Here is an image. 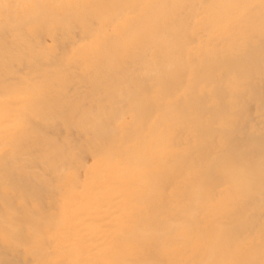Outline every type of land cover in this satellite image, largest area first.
I'll use <instances>...</instances> for the list:
<instances>
[{
  "label": "bare ground",
  "instance_id": "1",
  "mask_svg": "<svg viewBox=\"0 0 264 264\" xmlns=\"http://www.w3.org/2000/svg\"><path fill=\"white\" fill-rule=\"evenodd\" d=\"M201 1L0 7V264H264V12Z\"/></svg>",
  "mask_w": 264,
  "mask_h": 264
},
{
  "label": "rangeland",
  "instance_id": "2",
  "mask_svg": "<svg viewBox=\"0 0 264 264\" xmlns=\"http://www.w3.org/2000/svg\"><path fill=\"white\" fill-rule=\"evenodd\" d=\"M207 1H208V0H202V1H201V4H206ZM10 77H11V76L8 75V76L6 77V78H7V79H6L7 81H5V79H4V81H5V82H9V83L11 84V82L14 80V78H13V77L10 78ZM15 81H16V80H15ZM3 85H4V83H3V84H2V83L0 84V86H3ZM0 94H1V92H0ZM1 97L3 98L2 95H0V98H1ZM252 119H253V122H252L253 124L258 125V126H259V125H260V126H263V124H264V112H261V111H260V113H258V115H257V113L254 114L253 117H252ZM2 121L5 122L4 117H0V125H3V122H2ZM1 122H2V123H1ZM5 131H6V130H5ZM5 131H4V132H5ZM2 135H3V134H2ZM2 135H0V139L3 138ZM5 141H6V140H3V142L5 143V145H7V144H8V141H6L7 143H6ZM3 142L0 141V143H3ZM4 143H3V144H4ZM3 144H0V147H2ZM7 168H8V167H7L6 165H4V166L1 165V166H0V175H1V176H2V175H3V176H6V175H8V174L10 173V172L7 170ZM6 170H7V171H6ZM5 171H6L7 173H6ZM3 173H5V174H3ZM14 175H15V176H14L15 178L21 180L22 177H21V178L18 177L17 174H14ZM3 176H2V177H3ZM23 180H24V179H22V181H23Z\"/></svg>",
  "mask_w": 264,
  "mask_h": 264
},
{
  "label": "snow or ice",
  "instance_id": "3",
  "mask_svg": "<svg viewBox=\"0 0 264 264\" xmlns=\"http://www.w3.org/2000/svg\"><path fill=\"white\" fill-rule=\"evenodd\" d=\"M253 5H258L262 12H264V0H251ZM6 0H0V7L6 6ZM104 153H101V156H103Z\"/></svg>",
  "mask_w": 264,
  "mask_h": 264
}]
</instances>
